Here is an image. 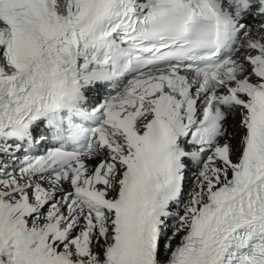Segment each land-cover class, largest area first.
Instances as JSON below:
<instances>
[{
  "label": "snow or ice",
  "instance_id": "snow-or-ice-1",
  "mask_svg": "<svg viewBox=\"0 0 264 264\" xmlns=\"http://www.w3.org/2000/svg\"><path fill=\"white\" fill-rule=\"evenodd\" d=\"M0 264H264V0H0Z\"/></svg>",
  "mask_w": 264,
  "mask_h": 264
}]
</instances>
